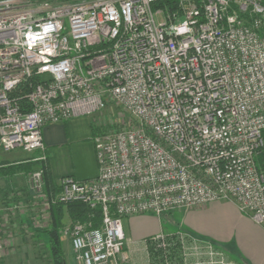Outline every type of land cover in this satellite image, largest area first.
<instances>
[{
    "label": "built area",
    "instance_id": "built-area-1",
    "mask_svg": "<svg viewBox=\"0 0 264 264\" xmlns=\"http://www.w3.org/2000/svg\"><path fill=\"white\" fill-rule=\"evenodd\" d=\"M110 104L129 121L94 132L96 178L51 200L101 210L61 230L77 264H121L134 216L224 202L264 229V0H0L2 151L46 160L45 126ZM31 191L48 206L40 169ZM151 242L161 264H226L186 233Z\"/></svg>",
    "mask_w": 264,
    "mask_h": 264
},
{
    "label": "rangeland",
    "instance_id": "rangeland-1",
    "mask_svg": "<svg viewBox=\"0 0 264 264\" xmlns=\"http://www.w3.org/2000/svg\"><path fill=\"white\" fill-rule=\"evenodd\" d=\"M86 118L91 120L98 132L100 131L98 127L129 121L128 115L113 104H110L102 114ZM4 155L5 152L0 149V164L5 163L2 160ZM40 156L41 154L36 152L31 153L25 160L34 159L36 161ZM37 169H39L37 166L33 167L29 175H18L14 181L0 176V240L2 242L0 264H13L18 260L24 264H32L34 261L36 264H51L45 238L38 240L39 238L36 237L35 244H30L31 242L24 239L20 240L22 236L36 234L33 232L34 229L46 228L49 222L45 201L39 197H33L31 193V175ZM211 204L194 209L174 211L164 214L160 218L152 214L146 215L156 217L164 232H182L197 239L208 241L233 264H239L237 260L240 258L243 260L240 259L239 262L244 264H257L249 252L251 253L255 247L264 250V245L258 244L257 239H254L255 244L246 232L243 226L244 215L233 214L230 208L232 205L224 202L218 203L216 209L203 212L205 208L217 205ZM62 223L63 227L73 224L66 216ZM41 248H45L43 251L46 252L47 257H44L40 263L38 256L42 254L39 255ZM18 249L22 252L20 257L17 256L21 254ZM33 253L37 254L33 255ZM121 257L118 258V263L130 264L128 259Z\"/></svg>",
    "mask_w": 264,
    "mask_h": 264
},
{
    "label": "crops",
    "instance_id": "crops-1",
    "mask_svg": "<svg viewBox=\"0 0 264 264\" xmlns=\"http://www.w3.org/2000/svg\"><path fill=\"white\" fill-rule=\"evenodd\" d=\"M93 128H95V126L91 123V120L89 118L71 119L64 123L51 124L43 128L41 134L44 145V153L46 156V164L51 179L55 183L59 184L62 179L68 177H71L79 182H86L96 178L98 169L95 150L92 143V137L94 135ZM36 153L40 154V152ZM30 154L31 153H26L20 150L9 153L5 152L2 160L5 161V163L12 164L25 160ZM18 175L24 176L23 173H18L9 179L14 181L15 177H17ZM1 178L4 177L1 176ZM214 204L217 205L205 208L203 212L218 208V205L221 204V202L219 204ZM230 208L233 214L237 216L239 214L240 216L243 215L239 213L234 206ZM243 226L253 240L257 239L258 244L264 245L263 228L255 225L248 217H245V215L243 219ZM123 230L125 234V248L123 250V254L120 255L122 256L121 258L128 259L130 264H148L146 240L160 233H165L162 230L160 223H158L157 218L151 215H140L127 218L123 221ZM36 237L39 238L38 240H44L45 238V236L37 233L22 236V239L20 240L24 239L25 241L31 242L30 244H35V241H37ZM254 242L256 244L255 240ZM62 246L65 252L66 264H77L73 257L69 241L62 238ZM20 249H18V251ZM43 250H45V248H41L39 255L41 253L42 254L38 256V262L40 263L42 260H44V257H47L46 252ZM21 251H19L21 254H19L18 252V257L22 255ZM35 254L37 253H33V255ZM249 254L252 255L253 258H255V263L264 264L263 249L255 247V249H253L251 253L249 252ZM223 257L226 261V264H233L226 258L224 254ZM246 259L249 260L248 258ZM239 260H237V263L244 264L241 261L239 262ZM13 264L24 263H21V261L18 260V262H13ZM32 264H36V261H34V263Z\"/></svg>",
    "mask_w": 264,
    "mask_h": 264
},
{
    "label": "trees",
    "instance_id": "trees-1",
    "mask_svg": "<svg viewBox=\"0 0 264 264\" xmlns=\"http://www.w3.org/2000/svg\"><path fill=\"white\" fill-rule=\"evenodd\" d=\"M93 129L94 132L97 131L96 128ZM30 160L31 161L23 160L12 164H0V176L9 179L18 173L29 175L35 166H37L42 171L44 196L48 202L47 210L49 222L46 228L34 229L33 232L36 234L41 233L45 236L51 264H66L65 252L62 246L61 237V230L63 229L62 221L65 215L73 223H90L93 229H97L101 225V210L100 208L90 209L88 206L80 203H70L67 205L52 203L51 200L59 193V184L55 183L51 179L46 160ZM256 164L260 171H264V149L257 155ZM164 234L173 235L174 233L165 232ZM146 249L150 264H161L163 255L162 251L154 246V244L151 242V238L146 240ZM176 253L177 246L171 247L169 253L171 258H174Z\"/></svg>",
    "mask_w": 264,
    "mask_h": 264
}]
</instances>
